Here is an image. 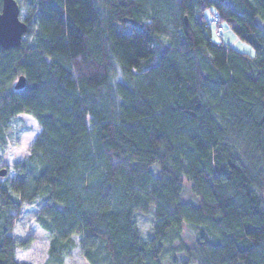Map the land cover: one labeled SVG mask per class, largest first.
Here are the masks:
<instances>
[{"label": "trees", "instance_id": "16d2710c", "mask_svg": "<svg viewBox=\"0 0 264 264\" xmlns=\"http://www.w3.org/2000/svg\"><path fill=\"white\" fill-rule=\"evenodd\" d=\"M17 2L0 147L19 114L38 132L14 176L0 161V264H28L15 246L32 238H12L25 204L47 264L78 247L89 264H264V0ZM223 23L254 53L216 41Z\"/></svg>", "mask_w": 264, "mask_h": 264}, {"label": "rangeland", "instance_id": "374dc122", "mask_svg": "<svg viewBox=\"0 0 264 264\" xmlns=\"http://www.w3.org/2000/svg\"><path fill=\"white\" fill-rule=\"evenodd\" d=\"M257 21L262 23L258 19ZM222 28L220 36H213L216 41L229 43L243 52L254 53L251 45L237 37L225 23L222 24ZM37 132L38 126L36 120L30 114H19L11 119L6 143L3 147H0V161L3 160L7 163V175L5 178L14 176L15 163L22 160L27 152L29 142L34 138ZM190 183L191 182L186 179L183 181L180 200L197 204L198 199L191 190ZM36 211L37 206L35 204H25L22 208V214L15 224L12 232V238L15 242L27 237L32 238V242L28 248H22L19 245L15 246V259L18 262H26L28 264H47L48 235L35 221ZM152 219L151 214L137 216L138 227L144 238H148L151 235L150 223ZM182 235L184 238L190 237L192 235L191 230L188 228L183 230ZM78 248L74 250V255L65 259V264H89L80 256ZM178 259L180 260V257H178ZM172 262L176 261L173 259Z\"/></svg>", "mask_w": 264, "mask_h": 264}, {"label": "water", "instance_id": "95a60500", "mask_svg": "<svg viewBox=\"0 0 264 264\" xmlns=\"http://www.w3.org/2000/svg\"><path fill=\"white\" fill-rule=\"evenodd\" d=\"M0 46L4 49L18 46L27 29V23L20 18V7L17 0H0ZM25 84V78L20 75L14 88L18 89ZM6 169H0V175H5Z\"/></svg>", "mask_w": 264, "mask_h": 264}, {"label": "built area", "instance_id": "2783aa9c", "mask_svg": "<svg viewBox=\"0 0 264 264\" xmlns=\"http://www.w3.org/2000/svg\"><path fill=\"white\" fill-rule=\"evenodd\" d=\"M213 20H214V21L218 20V17L214 15V16H213ZM220 30H221V28L218 27V28H217V33H220Z\"/></svg>", "mask_w": 264, "mask_h": 264}]
</instances>
